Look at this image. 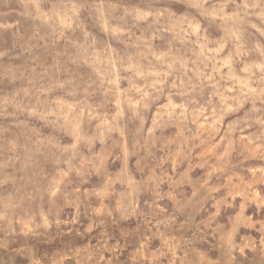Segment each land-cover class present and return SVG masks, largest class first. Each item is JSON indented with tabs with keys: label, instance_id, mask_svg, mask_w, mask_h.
<instances>
[{
	"label": "clouds",
	"instance_id": "clouds-1",
	"mask_svg": "<svg viewBox=\"0 0 264 264\" xmlns=\"http://www.w3.org/2000/svg\"><path fill=\"white\" fill-rule=\"evenodd\" d=\"M19 2L0 264H264V0Z\"/></svg>",
	"mask_w": 264,
	"mask_h": 264
},
{
	"label": "rangeland",
	"instance_id": "rangeland-1",
	"mask_svg": "<svg viewBox=\"0 0 264 264\" xmlns=\"http://www.w3.org/2000/svg\"><path fill=\"white\" fill-rule=\"evenodd\" d=\"M21 11V5L19 0H5L0 5V25H12L21 17L18 13ZM29 25L27 22L24 23V27L27 28ZM15 29L5 30L0 28V45H10L12 32Z\"/></svg>",
	"mask_w": 264,
	"mask_h": 264
}]
</instances>
